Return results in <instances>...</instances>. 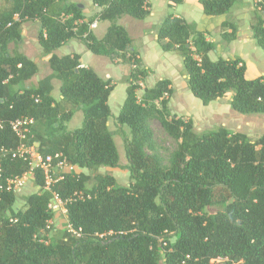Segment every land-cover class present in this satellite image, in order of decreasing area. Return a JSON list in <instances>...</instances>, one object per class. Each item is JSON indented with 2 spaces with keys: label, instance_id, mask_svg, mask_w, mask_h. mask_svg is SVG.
Segmentation results:
<instances>
[{
  "label": "trees",
  "instance_id": "16d2710c",
  "mask_svg": "<svg viewBox=\"0 0 264 264\" xmlns=\"http://www.w3.org/2000/svg\"><path fill=\"white\" fill-rule=\"evenodd\" d=\"M182 1L167 3L173 8ZM92 2L101 11L89 18L67 0H7L0 13V183L29 170L26 161L1 155L19 145L10 122L22 117L33 120L25 143L36 144L43 157L60 154L68 165L88 172L119 167L109 129L114 85L111 78L81 66L78 54L54 53L73 39L95 56L130 64L125 99L112 119L129 129L124 156L130 182L120 186L105 174L88 186L89 174L64 173L58 179L56 172L47 191L36 169L31 181L37 191L22 198V209L13 211L20 193H0V264H264V134L251 139L224 127L196 131L192 119L171 111L174 88L169 79L143 89L139 84L150 71L138 68L140 59L129 51L131 39L120 20H144L148 0ZM236 2L200 0L205 16L226 15ZM252 4V38L264 54V0ZM62 15L68 17L63 22ZM94 20L108 24L101 39L88 30ZM28 22L38 25L36 41L51 74L36 86L23 87L38 66L25 55L10 54L8 46L22 40ZM237 34L235 22L221 24L225 43ZM156 42L163 52L180 58V75L203 106L231 92L233 112L264 115V76L247 78L246 64L237 57L212 61L208 54L215 45L204 32L169 14L158 26ZM53 78L60 82L59 102L52 95ZM76 108L82 122L69 131L66 124ZM152 120L177 142L167 164L156 152ZM52 192L63 201L75 193L90 195L65 206L66 221L79 236L64 226L59 238H49V222L56 214L47 208Z\"/></svg>",
  "mask_w": 264,
  "mask_h": 264
},
{
  "label": "rangeland",
  "instance_id": "374dc122",
  "mask_svg": "<svg viewBox=\"0 0 264 264\" xmlns=\"http://www.w3.org/2000/svg\"><path fill=\"white\" fill-rule=\"evenodd\" d=\"M38 30L39 28L35 22H28L24 26V36L22 38V42L20 41L18 43H11L8 46V52L10 54H22L25 56L28 54V56L33 58L34 62L39 66L37 75L30 81L25 82L23 87L36 86L38 84L37 79L42 80L43 78L50 75L51 70L49 68V64L45 59V55L42 53L41 47L36 41ZM160 51L163 52L161 49ZM88 55V58H84L83 62L86 63V65L88 64L89 68L97 72L99 76L103 78H111L112 84L114 85V90L110 95L109 107L112 116L109 118V129L113 132V140L119 153V167L115 169L99 168L96 171L85 172L86 174L90 175L91 179L88 186H91L96 175L105 174L112 176L118 185L127 186L130 182V178L128 171L126 170L127 161L124 156V144L128 139L129 129L127 126H119L112 119L118 115L125 99L126 84L124 82L128 77L130 64L121 60V63H119L120 66H117L114 61H111L105 57L95 56L90 52H88ZM175 58L178 60L179 69H181L182 62L180 61V58L176 55ZM143 65V62L140 60L138 68H144ZM149 71L150 72L148 73L145 81L139 82L142 89L152 86L157 81L158 77H161L157 68L154 67L153 73H151L150 69ZM162 74L163 76L165 75L164 73ZM51 83L55 90V99L57 102H59L58 88L60 86V82L53 78ZM172 85L174 88V95L169 102L171 111L186 118L192 119L196 131L202 132L205 130H213L218 127H224L235 132L245 133L251 139H256L264 134V115H240L233 112L229 107V99L232 94L231 92L227 93L226 97L223 99L211 103L208 106H203L201 102L194 98L187 89L185 80L182 78V76H180V73L179 76L175 78V82ZM141 93V90L137 91L138 96H140ZM61 106H63V109H66L67 111L70 108L67 104ZM72 111L73 116L66 124V128L69 131L80 127L82 122V111L79 108L73 109ZM149 127L153 133L156 152L161 157L163 164H167L169 154L176 149L177 142L162 130L158 121H150ZM35 191H37V188L33 186L32 181H29L27 185L21 190L19 199L13 206V211L22 209V198L34 193ZM210 211L213 212L214 209H210ZM64 220L65 219L61 214L56 213L54 215L51 224V232L49 234V238L51 240L59 238L62 234L65 226Z\"/></svg>",
  "mask_w": 264,
  "mask_h": 264
},
{
  "label": "crops",
  "instance_id": "0c3cea01",
  "mask_svg": "<svg viewBox=\"0 0 264 264\" xmlns=\"http://www.w3.org/2000/svg\"><path fill=\"white\" fill-rule=\"evenodd\" d=\"M67 1L77 4L82 11V15L86 18L93 17L101 11V8L93 4V0ZM148 4L149 15L144 20H134L130 17H123L120 20V24L126 27L130 36L131 43L129 51L137 53V58L143 62L144 67L151 70V73L154 72V67L158 69L161 77H158L157 80L166 78L173 84L175 78L179 76L181 71L178 67V60L175 58V55L161 52L156 42L158 26L169 14L185 20L188 24L193 25L197 31L206 34L207 40L213 42L215 45V49L208 54L212 61L217 59H234L237 57L246 64L247 78L252 79L264 76V54L262 50L256 46L250 29L251 11L253 9L252 0H237L231 12L223 16H205L200 0H183L181 4L173 8L168 6L167 0H148ZM6 7L7 0H0V13L3 12ZM225 21L235 22L238 29L237 39L229 43H225L220 37L221 24ZM26 24L27 23L23 25L22 38L24 36V26ZM107 26L108 24L106 22L98 21L97 27L91 30V32L97 39H101L105 34ZM88 52L89 51L80 40L73 39L54 53L57 56L78 54L80 56L79 61L81 66L89 67L88 64L86 65V63L83 62L84 58H88ZM26 56L33 60L28 54H26ZM114 63L120 66L119 63H121V60H115ZM162 73L165 75L163 76ZM37 81L39 82L40 80L37 79ZM54 91L53 88L52 95L55 98ZM59 99L60 96L58 97V100ZM78 172L85 173L86 170L78 169Z\"/></svg>",
  "mask_w": 264,
  "mask_h": 264
},
{
  "label": "built area",
  "instance_id": "2783aa9c",
  "mask_svg": "<svg viewBox=\"0 0 264 264\" xmlns=\"http://www.w3.org/2000/svg\"><path fill=\"white\" fill-rule=\"evenodd\" d=\"M259 2V0H258ZM68 17L61 16L59 20L63 22ZM15 20H17V16H15ZM98 20H94L91 23L87 24L88 30H93L97 27ZM9 26V25H8ZM33 124V120L27 117H22L10 122V127L13 133L19 139V145L14 150H6L1 151L3 154L1 155H9L12 158H20L23 161H26L29 165V170L25 174L21 176H14L6 178L2 183H0V193H21V190L27 185L29 181L32 180L34 177V172L36 169H39L43 177L45 179L44 182V190L50 191L51 184L54 182L51 175L55 174L56 172L59 173L57 178L62 179V175L64 173H72L79 174L78 168L73 165H68L65 159L61 158L60 154H56L54 156H45L43 157L37 149V145H27L25 141L27 140V135L29 134L30 130L29 127ZM52 199L48 203L47 208L52 210L56 213L61 214L64 217V224L65 228L68 233L72 235L79 236V232L73 230L71 225L66 221V203L75 200L81 199L83 197L89 198L90 195H83L82 193H75L71 198L66 201H63L60 196L54 192H52ZM10 222L15 223L16 219H10ZM52 224V221L49 222Z\"/></svg>",
  "mask_w": 264,
  "mask_h": 264
}]
</instances>
